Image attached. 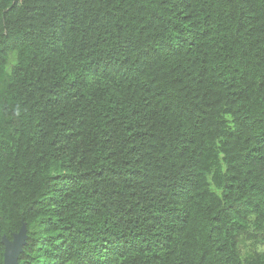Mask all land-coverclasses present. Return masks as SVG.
I'll use <instances>...</instances> for the list:
<instances>
[{"label":"trees","instance_id":"obj_1","mask_svg":"<svg viewBox=\"0 0 264 264\" xmlns=\"http://www.w3.org/2000/svg\"><path fill=\"white\" fill-rule=\"evenodd\" d=\"M264 264V0H0V264Z\"/></svg>","mask_w":264,"mask_h":264},{"label":"water","instance_id":"obj_2","mask_svg":"<svg viewBox=\"0 0 264 264\" xmlns=\"http://www.w3.org/2000/svg\"><path fill=\"white\" fill-rule=\"evenodd\" d=\"M25 239V228L21 227L19 232L14 235L13 241L3 239L5 245L4 264H16L17 255Z\"/></svg>","mask_w":264,"mask_h":264}]
</instances>
